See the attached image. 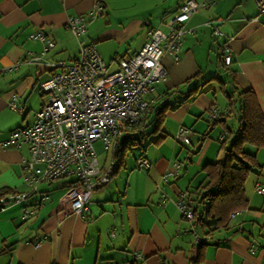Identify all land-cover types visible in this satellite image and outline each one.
<instances>
[{
  "label": "crops",
  "instance_id": "0c3cea01",
  "mask_svg": "<svg viewBox=\"0 0 264 264\" xmlns=\"http://www.w3.org/2000/svg\"><path fill=\"white\" fill-rule=\"evenodd\" d=\"M98 1L103 12L88 19L85 34L75 35L69 16L86 14ZM183 1L0 0V192L31 191L22 163L29 147L6 140L14 128L34 120L46 98L41 82L57 71L51 63H72L81 42H93L109 70L117 69L121 58L145 44L153 27L167 30V20ZM260 1L216 0L193 13L177 53L166 51L162 57L165 74L144 95L151 111L147 131L163 107L160 129L148 135L156 136L152 142L158 150L149 154L146 148L131 163L129 141L114 175L91 193L87 213L77 215L63 200L62 180L42 182L25 200L0 206V249H5L0 264H264V194L256 191L264 181L259 176L245 183L248 207L230 213L210 234L209 227L185 217L175 201L187 190L195 205L192 191L206 179L204 165L220 158L221 140L229 145L241 127L243 91L256 94L264 113ZM38 29L54 40L46 51L44 40L30 36ZM226 45L230 65L222 57ZM13 93L24 106L22 113L9 105ZM214 108H219L217 117ZM181 126L192 129L189 145L175 139ZM97 142L105 149L101 158L98 154L104 170L113 145ZM252 146L256 150L249 151L264 165L259 155L264 147ZM140 156L149 159V169L137 167ZM202 237L207 240L201 244Z\"/></svg>",
  "mask_w": 264,
  "mask_h": 264
},
{
  "label": "built area",
  "instance_id": "2783aa9c",
  "mask_svg": "<svg viewBox=\"0 0 264 264\" xmlns=\"http://www.w3.org/2000/svg\"><path fill=\"white\" fill-rule=\"evenodd\" d=\"M216 0H184L176 12L167 20V30L153 27L149 39L129 58H121L119 67L109 70L95 43L81 42L80 55L72 63L58 60L51 63L57 67L48 79L41 82L46 95L45 101L34 113V120L14 128L6 142L29 147V156L22 160L24 178L31 191H14L0 195V206L7 201L21 202L30 196L42 182L62 180L66 191L62 198L77 215L90 210V196L97 183H106L114 175L120 163L118 155L120 137L126 131H139L141 121L148 109L149 101L144 98L164 74L162 57L166 51L177 53L186 22L200 6H208ZM264 11V0L259 3ZM98 1L86 14L71 15L69 28L77 36L87 31L88 19H95L103 12ZM45 41V51L54 45V40L43 29L30 34ZM223 61L230 65V48L223 50ZM33 59H40L34 56ZM9 105L22 113L18 93H13ZM214 108L212 115H219ZM192 129L181 126L177 139L189 145ZM101 140L105 147L113 145V156L109 165L102 170L99 164L96 142ZM151 162L145 156L137 158L139 169H149ZM171 172L167 173V180ZM256 191L264 194V185L257 184ZM171 199V198H170ZM168 197H164L166 203ZM188 219L194 220L195 207L190 192L185 190L175 200ZM207 209V205H206ZM231 212V216L240 213ZM30 211L25 213L29 215ZM205 237L199 239L202 243ZM137 256L143 257L141 253Z\"/></svg>",
  "mask_w": 264,
  "mask_h": 264
},
{
  "label": "trees",
  "instance_id": "16d2710c",
  "mask_svg": "<svg viewBox=\"0 0 264 264\" xmlns=\"http://www.w3.org/2000/svg\"><path fill=\"white\" fill-rule=\"evenodd\" d=\"M242 96L241 127L237 131V135L230 140L229 145H227V139L221 140L222 146L225 148L223 156L204 165L206 179L192 191L195 194L193 198L196 200L195 205L193 204L195 221L210 228L206 232L207 234H210L217 226L224 225L232 211L248 207L249 199L245 193L246 180L254 169H262L264 166L259 163L255 153L245 148L247 144L264 147V113L252 90L243 91ZM149 109L148 107L147 115L145 113L146 116L141 121L144 128L139 130L140 141L128 140L119 147V165L129 141L142 142L145 135L160 129L163 107L156 111L157 119L152 129L147 131L146 119L148 113H151ZM4 194V192H0L1 196ZM4 250L0 249V253Z\"/></svg>",
  "mask_w": 264,
  "mask_h": 264
},
{
  "label": "rangeland",
  "instance_id": "374dc122",
  "mask_svg": "<svg viewBox=\"0 0 264 264\" xmlns=\"http://www.w3.org/2000/svg\"><path fill=\"white\" fill-rule=\"evenodd\" d=\"M175 136H177V134ZM155 137H156L155 135H152L150 137L148 135H145L144 139L141 143L136 144V143L130 142V144L128 146V150H127V157H126L128 162L134 163L135 158L137 156H139L144 151V149H146V148H148L147 152L149 154H153V152L155 150H158L159 146L152 142L155 139ZM169 139H172L171 135H170ZM175 139H177V137ZM185 145H187V144L185 143ZM95 146H96L97 152L101 158L103 156V154L105 153L104 152L105 149H104L101 142H96ZM247 149L254 152L256 150V147H254L252 145H248ZM223 153H224V151L222 150L220 157L223 156ZM259 155H260V158L263 160V163H264V149L260 150ZM108 165H109V163H108ZM254 175H256V177L259 176L260 180L264 181V167L262 169H259V168L254 169L252 176L250 175V177L246 181V184L248 186L251 184V182H252L251 177H253ZM252 179H254V178H252ZM257 195H260V194H257Z\"/></svg>",
  "mask_w": 264,
  "mask_h": 264
},
{
  "label": "water",
  "instance_id": "95a60500",
  "mask_svg": "<svg viewBox=\"0 0 264 264\" xmlns=\"http://www.w3.org/2000/svg\"><path fill=\"white\" fill-rule=\"evenodd\" d=\"M141 136L139 131H126L120 137V143L124 144L128 140L140 141Z\"/></svg>",
  "mask_w": 264,
  "mask_h": 264
}]
</instances>
